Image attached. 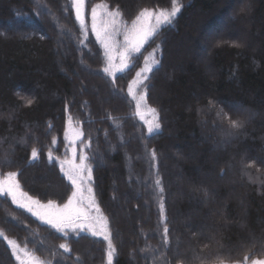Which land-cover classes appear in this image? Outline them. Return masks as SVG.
Wrapping results in <instances>:
<instances>
[{
  "label": "trees",
  "instance_id": "16d2710c",
  "mask_svg": "<svg viewBox=\"0 0 264 264\" xmlns=\"http://www.w3.org/2000/svg\"><path fill=\"white\" fill-rule=\"evenodd\" d=\"M239 1L178 0L181 12L173 25L145 45L143 57L157 44L162 48L161 66L146 82L147 104L159 111L162 124L161 134L150 136L127 93L142 58L135 70L117 74L122 91H116L100 71L104 58L91 30L87 47L78 43L82 29L71 0H0V175L18 171L22 190L44 201L70 194L58 163L47 158L53 137L54 156L64 158L70 115L91 137L85 151L116 248L112 264H154L161 251L152 148L171 243L189 258L186 264H216L229 253L242 261L240 245L264 235V0H243L250 5L247 14L239 13ZM96 4L119 8L129 24L143 8L173 6L172 0H86L87 15ZM227 15L226 23L217 21ZM208 26L217 29L207 34ZM27 99L34 103L27 106ZM209 99L214 111L198 114ZM220 110L245 121L227 145L228 122L215 117ZM32 148L38 160H30ZM252 160L261 169L248 170L255 183L242 172L241 161ZM0 230L46 264H107L101 237L64 238L10 198H0ZM253 251L250 259L264 258L259 245ZM0 264H18L2 238Z\"/></svg>",
  "mask_w": 264,
  "mask_h": 264
},
{
  "label": "snow or ice",
  "instance_id": "6c2138e0",
  "mask_svg": "<svg viewBox=\"0 0 264 264\" xmlns=\"http://www.w3.org/2000/svg\"><path fill=\"white\" fill-rule=\"evenodd\" d=\"M71 3L75 10V18L82 29L78 43L87 47L85 41L87 40V33L91 30L95 37V43L99 44L102 49L104 58V66L100 71L110 78L114 90L122 91L116 85L117 73L123 74L129 70H135L137 59L142 58L144 60L143 67L135 71V76L127 87V93L135 103L137 115L147 125L148 134L150 136L161 134L162 124L159 111L147 104L149 84L146 82L150 80V74L161 66L162 48L157 44L147 57H143L142 50L145 49V45L155 44L159 34L173 25L177 15L181 12V5H179L178 0H172L173 6L170 10L143 8L130 24L123 19V14L119 8L109 10L107 4H96L90 10V29L85 19V0H71ZM240 3L243 4V0H240ZM248 11H250V5L247 10L244 7L239 9V13L242 14H247ZM88 42L92 43V41ZM220 43L218 42V46ZM230 46L239 47L240 44L232 42ZM33 103L34 100L32 99L25 101L27 106H31ZM213 111L214 101L211 99L206 102L204 108L197 109L198 114H208ZM146 113H150L152 119H145ZM215 117L217 120L228 122V128L224 131L222 141L225 145L230 143L231 138L245 128V121L233 119L223 110L215 112ZM64 143L65 154L64 158L61 159L53 154V147L56 145V138L53 137L52 146L48 147L47 158L50 163L53 161L58 163L60 172L68 181L70 194H66L59 200H41L22 190L18 179L20 175L18 171H8L6 174L0 175V198H10L12 204L24 209L64 238H68L70 234H74L76 237H80L81 234L101 237L107 242V264H112L116 248L112 240L109 219L104 215L96 198L95 179L91 165L92 157L88 154V151H85L86 149L90 150L92 147L91 137L85 138L82 127H73L70 115L68 117V127L64 133ZM78 143L82 146L79 154ZM148 154L151 168L155 169L153 182L156 189L155 195L158 197L157 205L162 224V232L160 233L161 251L153 257L154 264L157 261L159 264H186L189 258L179 251L178 245H172L169 236L165 189L157 167V151L155 148L148 149ZM38 159V150L32 148L30 160L35 161ZM241 164L243 174L248 176L250 182L255 183L256 181L252 180L248 170L255 167L256 171L260 172L261 169L257 166V162L255 160L250 162L241 161ZM260 164L264 165V160L260 161ZM224 174L221 171V176ZM200 191L205 197H208L207 188L201 187ZM0 238L6 241L18 264H46V261L36 255L35 251L28 249L26 244L22 246L16 239L9 238L3 230H0ZM257 245H259V251L264 252V235L260 237L251 235L247 243L240 245L237 252L242 251L244 253L242 261L235 259L229 253L230 258L227 260L218 256L216 264H264V258L250 259V256L255 255L253 249ZM59 248L65 252L71 251L67 243H61ZM152 251L155 252L156 250L152 249ZM169 252L172 253L171 256L168 255ZM47 264H50V262H47Z\"/></svg>",
  "mask_w": 264,
  "mask_h": 264
},
{
  "label": "rangeland",
  "instance_id": "374dc122",
  "mask_svg": "<svg viewBox=\"0 0 264 264\" xmlns=\"http://www.w3.org/2000/svg\"><path fill=\"white\" fill-rule=\"evenodd\" d=\"M237 6H238V9H240L241 7H244L246 10H247V8H248V5H247V3H243V4H241L240 3V1H239V3H237ZM74 8V7H73ZM74 12H75V10H74ZM237 15V14H236ZM236 15H235V17H236ZM221 18V16H218L217 17V21H222V24H224V23H226L227 22V18L229 19L230 18V15H227V17H223V19H220ZM85 19H86V24L89 26V29H90V25H91V13L89 14V15H87V11H86V0H85ZM231 19V18H230ZM235 19V18H234ZM232 20H233V17H232ZM203 22H205L206 23V21H203ZM206 29H208V31H207V34L208 33H213V32H215L216 31V29H217V27L216 26H214V28H210V26H208ZM94 35V34H93ZM117 74H119V73H117ZM140 118V117H139ZM145 119H152V115L150 114V113H146V116H145ZM143 121V120H142ZM144 122V121H143ZM146 125V124H145ZM147 126V125H146ZM73 127L74 128H76V127H79L77 124H74L73 123ZM77 149H78V147H77ZM78 154H79V149H78ZM107 243V242H106Z\"/></svg>",
  "mask_w": 264,
  "mask_h": 264
}]
</instances>
